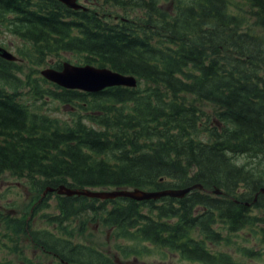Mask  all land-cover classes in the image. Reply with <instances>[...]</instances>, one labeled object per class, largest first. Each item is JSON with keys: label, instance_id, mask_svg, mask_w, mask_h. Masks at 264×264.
<instances>
[{"label": "trees", "instance_id": "16d2710c", "mask_svg": "<svg viewBox=\"0 0 264 264\" xmlns=\"http://www.w3.org/2000/svg\"><path fill=\"white\" fill-rule=\"evenodd\" d=\"M105 1L140 10L110 18L60 0H0V20L31 47L36 64L68 51L80 63L140 80L136 87L89 91L61 86L36 70L17 87L12 67L2 63L12 61L0 56V171L28 175L42 190L61 183L148 189L201 183L182 197L157 199L59 194L62 212L49 219L63 222L71 210L89 207L119 236L203 264H242L216 246L248 223L263 224L264 243V216L252 211L264 208V0ZM186 94L217 104L215 118H203ZM48 100L69 105L71 118L41 110ZM240 156L251 159L241 164ZM67 237L59 246L47 235L39 241L66 259L123 264L81 243L80 255H72ZM262 252L243 247L251 257Z\"/></svg>", "mask_w": 264, "mask_h": 264}, {"label": "rangeland", "instance_id": "374dc122", "mask_svg": "<svg viewBox=\"0 0 264 264\" xmlns=\"http://www.w3.org/2000/svg\"><path fill=\"white\" fill-rule=\"evenodd\" d=\"M81 1L95 9L109 13L110 18H120L127 13L134 16L140 10L138 8L129 10L124 6L112 5L105 0ZM170 1H164V4ZM8 15L13 16L11 13ZM10 29L11 26H7L5 21L0 20V44L18 56V60L12 61V63L1 62L12 67L11 72L16 75L19 81L17 84L15 83L17 87L25 85L30 74L36 70L41 71L42 68L56 64L58 61L78 62V57L74 53L61 51L50 54L45 63L36 64L28 55L31 47L26 48L24 39L11 32ZM32 59L37 61L36 57ZM186 97L201 109L203 118L208 115L211 116V120L215 118L214 113L219 107L217 104L197 98L193 94H186ZM71 109L69 105L48 100L41 110L62 119H70ZM250 159L240 156L238 161L242 164ZM35 182L34 178L28 175H19L9 169L0 171V264H63L57 257L45 252L37 244L31 234V227L42 230L51 229L59 237L67 235L66 239H69L71 245L80 243L86 246L92 245L123 264H203L183 259L177 251L170 250L168 247L155 248L150 241H137L119 236L114 227L104 224L100 218L95 216V211L89 207L83 210H71L68 219L63 222H60L57 217L51 221L49 218L62 212L59 194L56 191H51L48 194L45 192L46 190L40 188V184L36 185ZM95 204L101 205V200H97ZM111 204H105V207ZM75 205L76 209L80 207V205L77 206L78 204ZM195 208L199 210L200 207L196 206ZM104 209L99 210L100 214L104 212ZM252 211L264 216V208L253 207ZM26 215L30 216L31 227L28 226L24 231L17 222H19L20 216ZM220 225H222L221 222L217 226ZM261 225L263 226L262 223L258 224L256 229L252 227V223H248L243 229L231 234L229 242L220 243L216 247L231 252L235 260H240L242 264H264V243H262V236L258 231ZM224 233L228 234V231L225 230ZM147 246L151 248L150 253L137 254L138 250ZM243 247L263 252L261 257H251L243 254Z\"/></svg>", "mask_w": 264, "mask_h": 264}, {"label": "water", "instance_id": "95a60500", "mask_svg": "<svg viewBox=\"0 0 264 264\" xmlns=\"http://www.w3.org/2000/svg\"><path fill=\"white\" fill-rule=\"evenodd\" d=\"M70 5H79L75 0H64ZM0 54L8 57L15 58L14 54L6 47L0 45ZM42 73L52 78L58 83L68 87H80L91 91H96L108 85L126 84L136 85L137 78L132 74H127L114 70L108 66H96L93 64H74L65 61L63 68L57 69L54 67H46ZM195 186L201 187L202 184H194L182 188H167L160 190L144 189L140 187L135 188H117L112 190L107 189H92L88 187L74 188L61 184L58 187L59 192L67 194H85L92 197L114 198L117 196H128L135 199H150L159 198L163 195L183 196ZM54 188V187H51ZM264 190V187L262 188ZM219 192V190H216Z\"/></svg>", "mask_w": 264, "mask_h": 264}, {"label": "flooded vegetation", "instance_id": "af4514ba", "mask_svg": "<svg viewBox=\"0 0 264 264\" xmlns=\"http://www.w3.org/2000/svg\"><path fill=\"white\" fill-rule=\"evenodd\" d=\"M61 1H62V0H61ZM62 2H63V1H62ZM63 3H65V2H63ZM29 222H30V217H29V218H26V217H21V216H20L19 222H17V223L20 224L19 227H20L22 230L25 231V229H26L28 226L31 227V225L29 224ZM31 234H32L34 240L37 242V244H39V245L43 248V244L39 241V239H42V229H35V228H32V227H31ZM52 234H53V237H52ZM48 237H49L50 241L53 240L54 244L57 245V246H59L60 241H59V235H58V234H56L54 231H52V230L50 229V233H49ZM62 245H63V244H62ZM71 247H72V250H73L72 255H74V254H75L76 256L80 255L79 250H80L81 247H80V248H77L76 245H74V244H73ZM76 248H77V249H76ZM74 250H77V251H74ZM45 252H49V253L53 254V255H54L55 257H57V258H58L63 264H89V263H90L89 258H86V259L84 260L86 263H83L82 261H76L74 257H73V258H70V257H69V259H66V258L61 254V252H59V251L56 249V246H55V248H47ZM78 253H79V254H78ZM84 256H85V253H84Z\"/></svg>", "mask_w": 264, "mask_h": 264}]
</instances>
